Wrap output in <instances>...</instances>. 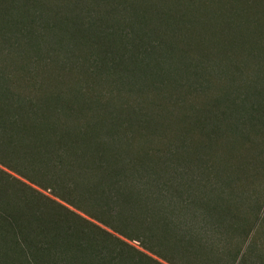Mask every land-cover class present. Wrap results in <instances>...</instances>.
<instances>
[{
	"label": "trees",
	"instance_id": "1",
	"mask_svg": "<svg viewBox=\"0 0 264 264\" xmlns=\"http://www.w3.org/2000/svg\"><path fill=\"white\" fill-rule=\"evenodd\" d=\"M149 1L153 0H25L21 6H7L0 15L4 25L0 29L20 33L32 43L35 28L40 27L47 31L53 51H71L74 56L85 48L92 51L89 69L97 73L98 83L107 80L111 89L116 82L135 86L151 77L161 78H157L160 86L175 87L177 82H172L162 65L173 60L178 48L164 40L162 31L174 28L184 17L172 7L185 2L193 8L196 1L159 0L153 8L147 7ZM208 1L212 5V0ZM214 4L218 8L212 10V16L222 13L224 17L229 5L241 7L233 11L232 19L242 18L240 24L252 20L247 16L254 10L245 0H215ZM77 6L86 7H78L76 13ZM87 6L96 8L94 17L84 13L92 11ZM121 18L129 23V33L117 26ZM135 29L140 30L138 34ZM229 30L228 35L225 29L213 30L214 38L226 36L215 44L230 47L229 43L238 39L255 49L247 26L233 24ZM149 33L154 38L146 40ZM27 40L25 46L31 44ZM145 41H155V48L146 49ZM18 49L0 58V264H217L216 254L220 262L221 229L211 211L212 222L206 220L207 197L242 191L257 197L241 180L264 160L263 150L256 151L264 140L259 143L250 138L255 132H246L253 143V148H248L242 142L246 138L236 139L232 132L227 144L231 152L226 155L214 147L221 132L216 123L219 117L203 111L199 122L206 129V143L201 141L202 148H193L199 155L188 165L197 168L201 159L200 164L208 161L195 171L196 176L207 174V178H190V173L185 181L173 173L169 177L166 174L177 173L178 168L174 165L165 170L162 157L143 150L141 141L119 137V132H95V124L86 132H76L78 96L56 89L47 76L27 66L25 56V63L20 64L21 45ZM187 58L182 63L186 67ZM167 67H172L171 62ZM260 74L257 71L255 78L258 86L252 82L245 86L240 103V112L245 110L248 117L245 128L251 125L257 130L264 125V79ZM78 98L81 105L101 108L93 98L82 94ZM126 112L135 119L132 108L120 110L118 116ZM141 121L149 127L147 117ZM226 129L233 131L232 126ZM177 154L170 159H177ZM219 202L212 199L211 207ZM249 234L250 230L245 236ZM120 236L138 242V246Z\"/></svg>",
	"mask_w": 264,
	"mask_h": 264
},
{
	"label": "rangeland",
	"instance_id": "2",
	"mask_svg": "<svg viewBox=\"0 0 264 264\" xmlns=\"http://www.w3.org/2000/svg\"><path fill=\"white\" fill-rule=\"evenodd\" d=\"M22 1L25 2V0H0V15L5 12L7 6L11 4L13 7L17 4L21 6ZM158 1H149L147 7L153 8L158 4ZM195 1L196 4L193 8H189L185 2H182L178 7H172L177 12H181L184 17H181V22L178 21L177 26L170 27L173 31L170 28L162 31L165 35L164 40L171 41L178 48L176 54L172 56L173 60L170 59L172 67H167L170 62L162 65L167 73L170 72L172 82H177L175 87L171 84L160 86L159 79L161 78L151 77L147 81H139L135 86L116 82L114 88L111 89L112 86L107 84V80L98 83L97 73H91L89 67L93 59L91 58L92 51L85 48L81 52L76 51L77 55L75 56L72 55L71 51H53L47 31L40 27L35 28L32 43L26 39L27 42L31 43L28 46H25L24 41L26 42V40L20 33L0 29V58L19 50V45H21L22 51L18 54H21L20 64L25 63L24 58H22L25 56L27 66L31 70L37 69L40 74L47 76L49 83L53 84L56 89L68 90L70 93L73 92L75 96L79 97L82 94V96L98 101L101 108L96 109L95 105L92 108L81 105L82 100L76 98L79 100L74 117L76 132H86L95 124V132H119L121 133L118 134L119 137L123 136L122 138L125 137L130 141H141L143 150H153L157 156L162 157L161 160L166 162L163 164L165 170H172L174 165L178 168L179 172L175 173L172 170L166 174L167 176L170 177L173 173V175L179 176L177 177L179 180L185 181L187 173H190V178L191 176L195 177L198 173L195 171L201 168L200 165L209 164L208 161L206 164H200L201 159L197 168L196 164L194 166L188 165L190 161L194 162L199 155V151L193 150V148H202V146L199 147L201 141L203 144L206 143V134L204 133L206 129H202L199 122L203 111H211V115L219 117L216 123L220 124L218 130L221 132L214 147L220 149L224 154L231 152L228 150L227 144L228 140L233 138L232 132L237 134L236 139L246 138L242 142L248 148H253V143L247 139L246 132H255L250 138H256L259 143L260 139L264 140V125L262 129L258 130L252 128L251 125L245 128L248 117L246 118L245 110L240 112V103L246 94L245 86L249 82L253 83L251 85H259V81L255 80L257 71L261 72L259 77L264 79V53L260 50L264 47V0H245V4L248 3L246 6L252 7L255 12L245 10L249 11L247 17H251L252 20H248V24L243 22V25L239 23L242 18L232 19L234 17L233 11L241 7L228 5L226 6V15L223 17L222 13H219L218 17L219 15L220 17L218 18L211 15L212 10L218 8V4H214L215 0H212V5L209 4L208 0ZM220 1L224 3V0H217V3ZM141 4L144 7V4ZM201 5L210 7L203 8ZM117 6L119 5L117 4ZM78 7L84 8L86 6H77L76 13L79 11ZM87 7L91 8L92 11L84 10V13H88L86 16L94 17L96 8ZM71 11H73V7ZM48 21H52L51 16ZM128 24L122 18L117 22V26L125 33L130 32ZM152 24L153 27L155 20L152 21ZM233 24L247 26L250 29V32L247 33L251 34V41L254 44L252 47L255 49L244 46L238 39L232 41L233 44L238 41L235 45L229 43L230 47L222 44V42L220 45L215 44V41H222L226 37L225 35H228L229 27H232ZM3 26L0 21V28ZM33 27L35 26L33 25ZM217 28L226 30L221 39L211 36L213 30L216 31ZM242 29L243 27L238 31L240 34ZM139 31L135 29L136 34ZM149 31L151 33V30ZM145 32L143 31L144 34ZM150 33L145 38L146 40L152 38L153 33ZM230 36L232 39L233 34L231 33ZM37 38L39 39L37 40ZM153 44L155 46V41ZM153 44L145 41L144 45L146 49L153 50L155 48ZM183 58H187L189 62H186L187 67L182 65ZM258 65L260 69L255 70L254 68H257ZM174 69L176 72L172 76ZM230 79L234 81L231 82ZM119 95L121 97H118ZM129 108L134 109L135 119H132L133 115L130 116L127 112L121 117L118 116L120 110ZM106 111L108 112L105 113ZM145 117L149 119V127H145L141 121ZM226 124L232 126L233 131L228 132ZM116 134L114 135L116 136ZM258 150H263L264 153V144L256 149V151ZM178 152L177 159L176 157L174 160L170 159V155L173 156L174 153ZM190 167L191 169H189ZM252 168L253 171L247 172L249 177L240 178V180L242 179L241 183L245 181L248 186L247 190L254 189L258 198L253 192L245 191L219 193L217 196H212V194L207 197L210 207L206 206L207 208L204 209L206 220L212 222V217L216 215L217 226L221 229L220 255L223 259L221 258L218 262L217 256L219 254H216L214 259L217 264H264V160L261 161L260 159V162L253 165ZM206 175L198 174L196 177L207 178ZM181 184L185 185L184 182ZM38 190L43 194H48L47 191ZM212 199L220 201L215 208L211 207ZM210 211L212 217H209ZM95 223L99 227L111 231L102 223ZM249 230L250 234L245 236ZM121 238L129 244L138 246V242L134 240Z\"/></svg>",
	"mask_w": 264,
	"mask_h": 264
}]
</instances>
